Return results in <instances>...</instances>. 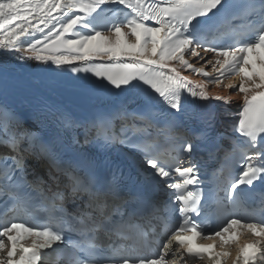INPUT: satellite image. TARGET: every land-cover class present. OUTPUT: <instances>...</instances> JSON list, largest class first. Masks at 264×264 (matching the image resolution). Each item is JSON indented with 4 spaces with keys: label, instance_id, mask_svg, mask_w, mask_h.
Here are the masks:
<instances>
[{
    "label": "snow or ice",
    "instance_id": "snow-or-ice-1",
    "mask_svg": "<svg viewBox=\"0 0 264 264\" xmlns=\"http://www.w3.org/2000/svg\"><path fill=\"white\" fill-rule=\"evenodd\" d=\"M123 9L129 11L122 20L107 15L111 11L118 17ZM200 50L213 58L206 59ZM11 53L57 69L91 73L106 81L108 91L119 90L111 111L90 121L61 114V126L67 131L83 128V144L98 149L124 145L140 152L151 175L160 178L172 195L165 214L157 215L160 209L152 199L151 183L135 191L126 189L119 169L106 174L93 159L73 152L50 163L52 179H67L64 189L51 197L41 192L37 202L26 189L36 191L42 180H27V160L53 157L54 144L38 139L18 120L0 121V147L7 149L0 153V200L8 210L23 211L36 221L0 218V264H40L46 250L56 244L73 250L64 257L67 264H178V260L227 264L230 245L238 246L233 264H257L264 245V191L259 192V218L252 209L248 219L232 215L220 228L205 232L193 219L203 212L200 169L186 154L212 142L214 117L196 116L204 125L195 135L198 144L179 133L178 121L187 115L185 93L228 104V98L209 96L208 83L220 85L230 75L241 77L238 87L228 85L243 94L235 132L244 139L232 144V152L239 153L235 166L240 171L230 181L225 199L248 207L245 193L256 191L253 185L258 181L264 186V0H249L240 13L234 11L232 0H0V54ZM192 57L204 65L196 67L190 63ZM77 61L81 66H73ZM208 65L218 75L207 83L181 74L190 70L208 77L204 70ZM133 104L137 107L130 109ZM157 105L174 117L160 129L165 132L163 142L159 134L149 132L157 127ZM81 143L72 136L71 145ZM177 144V156H166L177 151ZM214 155L209 151V158ZM225 166L231 168L229 164L222 169ZM66 195L73 202L81 200L83 207L68 212L63 204ZM169 208L179 214L175 223L167 214ZM146 215H155L157 224H141ZM66 233L79 239H65ZM247 234L254 239L241 246L240 237ZM101 235L115 239L105 246ZM205 240L213 243H202Z\"/></svg>",
    "mask_w": 264,
    "mask_h": 264
},
{
    "label": "bare ground",
    "instance_id": "bare-ground-1",
    "mask_svg": "<svg viewBox=\"0 0 264 264\" xmlns=\"http://www.w3.org/2000/svg\"><path fill=\"white\" fill-rule=\"evenodd\" d=\"M201 55L204 56L206 59L213 58L211 56H208L207 53L201 52ZM34 62H36L38 64H43V63H40L37 61H34ZM76 63H81V62L77 61ZM190 63L194 64L198 68L202 67L204 65V61L200 60L199 57L190 58ZM204 70L209 72V73L213 72L212 71V65H208ZM189 72H191V71H189ZM189 72H187L185 70H181V74L183 76H186L189 79L194 80L195 82H204L202 79V76L195 75V74L193 75ZM2 74H9V72L2 73ZM0 77H1V73H0ZM240 81H241V77L239 76L238 78L232 79L230 81H224L220 85L208 84V87H207L208 90L207 91H208V93L210 92L212 97L222 96V97L228 98L231 101L230 103L225 104V103H223V101L211 99L213 105L216 106L217 108H219L220 111H226L236 103V100H243V94L242 93H235V94L230 93V88L228 87V85H235L238 87L240 84ZM211 95H210V97H211ZM28 97H30V94L28 95ZM0 99H4L5 102H10L15 107V109L17 110V109H19V108L21 109V107H23V106L20 107L21 102H22V100L27 99V97L25 96V92L15 90L8 82H5L4 80H0Z\"/></svg>",
    "mask_w": 264,
    "mask_h": 264
},
{
    "label": "rangeland",
    "instance_id": "rangeland-1",
    "mask_svg": "<svg viewBox=\"0 0 264 264\" xmlns=\"http://www.w3.org/2000/svg\"><path fill=\"white\" fill-rule=\"evenodd\" d=\"M190 70H187V72H189ZM189 73H191V74H193L192 72H189ZM194 75V74H193ZM209 94H210V92H209ZM211 95V94H210Z\"/></svg>",
    "mask_w": 264,
    "mask_h": 264
}]
</instances>
